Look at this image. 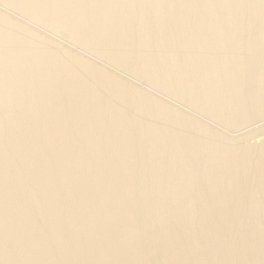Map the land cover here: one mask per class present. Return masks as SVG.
<instances>
[{
  "label": "bare ground",
  "instance_id": "obj_1",
  "mask_svg": "<svg viewBox=\"0 0 264 264\" xmlns=\"http://www.w3.org/2000/svg\"><path fill=\"white\" fill-rule=\"evenodd\" d=\"M243 1L11 6L47 14V26L235 126L263 112L264 56L251 80L248 56L207 53L254 45L236 34ZM23 42L0 33V264H264V142L220 146L206 125L96 65L52 43L14 49Z\"/></svg>",
  "mask_w": 264,
  "mask_h": 264
},
{
  "label": "rangeland",
  "instance_id": "obj_2",
  "mask_svg": "<svg viewBox=\"0 0 264 264\" xmlns=\"http://www.w3.org/2000/svg\"><path fill=\"white\" fill-rule=\"evenodd\" d=\"M13 2L14 0H0V24L2 21L6 20L16 25L12 30L5 31L4 29H0V33H4V38L6 39L19 38V43L24 41L14 49L36 52L43 49L46 43H52L55 46L56 54L67 52L75 58L90 62L96 65L101 71L112 75L117 80L127 82L150 98L164 102L170 109L178 110V117H185L187 120H194L199 124L206 125L207 128L215 134V139H213L212 142L220 146H227V148L231 149L241 143L258 146L264 142V109L262 114L254 116L249 121L239 123L235 126H228L231 124L222 125L218 121L210 120L184 103L182 101L183 97L167 95L163 89L158 87L155 88L150 83L138 78L136 74L112 64L96 53L74 42L70 38L68 29L47 26L46 22L49 20L47 14L40 18L32 17L29 14L32 6L15 8L11 6ZM244 8L247 10V14L241 18V12ZM262 10H264V0H244L237 5L235 14L233 15V19H242L243 22H246V25L242 24V26L239 27L236 34L241 37L248 34L251 42L254 44L252 46L253 48L251 47L247 50L249 44H241L235 45L225 52L219 50L213 53H207L208 55H214L215 58L219 56L226 60H238L239 57L248 56L245 64L251 67L249 77L251 80L256 76L258 70L257 67H252L251 63L264 56L261 37L264 32V17L255 18L253 16V12H260ZM21 31H25L24 36H20ZM37 37H40L41 41L33 43L32 45L23 46L28 38L33 40ZM221 46L223 45L221 44ZM221 46L219 48H221ZM250 111L251 108L246 107L244 116L245 114H250ZM196 137L199 138V133L194 134V138Z\"/></svg>",
  "mask_w": 264,
  "mask_h": 264
}]
</instances>
